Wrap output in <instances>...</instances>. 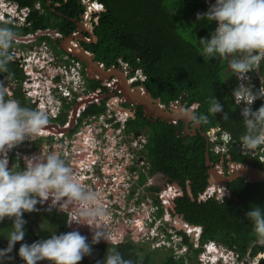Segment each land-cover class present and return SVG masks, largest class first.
<instances>
[{"label": "trees", "instance_id": "trees-1", "mask_svg": "<svg viewBox=\"0 0 264 264\" xmlns=\"http://www.w3.org/2000/svg\"><path fill=\"white\" fill-rule=\"evenodd\" d=\"M13 1L21 6H32L37 0ZM41 1L48 14L32 12L29 19L33 20V26L24 28V32L34 30L40 25H49V15L53 13L48 9L46 0ZM99 2L101 4L99 10L94 14L99 40L89 47L96 52V58L105 62L107 66L121 58L123 61H129L145 71L144 84L150 97L161 98L162 103L168 105L186 94V106L195 105L197 114L209 117L208 122L202 123L201 130L195 135L183 133V121L174 124L168 120L148 119L142 109L128 122L127 131L146 129L149 132L146 148L150 174L161 173L172 186L170 196L166 199L169 213L173 218L170 225L180 233H184L180 228L184 224L202 227L198 248H194L189 236L184 234V242L190 245V255L197 259L203 246L210 241L223 243L241 254L250 246H253V254L258 249H264V245L257 243L253 222L246 216V212L251 208L259 206L264 210V180L253 182L247 181L245 177H239L227 184L226 194L222 199L211 183L209 174L211 165L207 154L209 153L210 161L214 163L216 170L221 169V166H217L221 161V155L216 154L212 148L215 141H212L210 136H204L201 131L209 132L213 128H218L220 134L228 133L232 142L239 140L245 131L241 115L242 106L235 105L232 96L239 81L229 68L231 57L225 59L213 57L205 61L199 54L202 50L199 39H210L217 22L197 20V13L207 12L211 5L206 4L204 0H99ZM214 3L215 0L212 4ZM3 25L6 23H0V26ZM7 26L12 28L10 24ZM261 73L264 75V62ZM261 73H258L259 76ZM90 83L97 84L95 81ZM94 88L97 89L95 85ZM214 96L223 105L224 112L229 113V120H223V113H217L216 116L208 113L210 98ZM111 100L112 97H107L101 104H91L84 114L89 116L105 112ZM23 101L25 102L23 106H27L26 103H29L30 99L23 97ZM261 105H264V98L257 99L252 108L257 110ZM42 139L30 143L39 148L44 145L42 144L44 140L50 141ZM232 142L228 145L229 154L234 161L248 163L264 170V164L258 158L245 156L234 147L231 148ZM21 147L19 144L9 152V167L25 166L23 159L18 157L15 151ZM154 203L162 204L159 198ZM47 207L38 204L39 211L24 212L23 218L27 221L24 226L26 230L24 240L17 242L12 252L8 254L13 259L0 260V264H26L18 254L22 243L31 244L50 236L53 232L60 234L72 231L66 223L67 214L55 208L49 213L46 211ZM162 211L161 208L158 215H161ZM39 216L48 226L41 227ZM193 230L196 228L186 227V232ZM7 235L0 230V249L7 248ZM82 235L88 237L93 251L90 256H84L79 264L103 262L109 243L101 240L98 244H91L92 234ZM118 250L125 258H131L137 264H153L155 260L154 251H146L132 241L118 243ZM173 257V253H168L163 264H187L184 257L179 259ZM38 264L52 262L43 260Z\"/></svg>", "mask_w": 264, "mask_h": 264}, {"label": "clouds", "instance_id": "clouds-1", "mask_svg": "<svg viewBox=\"0 0 264 264\" xmlns=\"http://www.w3.org/2000/svg\"><path fill=\"white\" fill-rule=\"evenodd\" d=\"M204 1L211 6L207 12L197 13V20L216 21L217 25L210 39H199L202 45L199 54L205 61L213 57L220 59L231 57L229 68L239 81L232 96L235 105L242 106L241 115L245 129L237 141L241 143V149L246 154L255 151L262 154L264 105L257 110H253L252 106L257 99L264 98V75L261 73L264 62V0H215L214 4L213 0H210V3ZM1 9L2 6L0 12L4 13ZM16 39L17 33L11 27L0 26V72L8 71L7 65L13 60L9 49ZM257 87L259 88L256 89ZM51 99L54 102L55 95H51ZM185 112L197 124L208 122V115L196 114L188 109ZM208 113L212 116L223 113V120L230 119L229 113L224 112L223 105L215 96L210 98ZM54 115L43 108L23 106L19 100L12 98L5 81L0 80V221L5 217L13 221L12 230L6 236L8 246L0 249V260L13 259L8 254L12 252L17 242L24 240L26 234L24 226L27 223L23 218L24 212L39 211L37 205H43L50 200L46 211L51 213L55 208L59 212H65L66 223L69 226L73 223L89 226L93 233L91 244H98L101 240L109 243L105 260L97 261V264H137L133 259L123 256L118 250L117 239L107 230L105 226L107 209L101 203V193L88 188L74 174L72 165L61 154L41 151L39 154L25 156L23 168L16 165L9 167V152L25 140L36 141L40 138ZM206 133L209 137V132ZM223 134H227L225 136L228 138L223 137ZM216 136L218 138V135ZM221 137L231 139L226 132H223ZM260 162L263 163L261 160ZM224 195L225 189L222 188V199ZM70 205L73 207L69 212L67 210ZM158 211L154 210L152 213L155 215L152 219L156 226L154 231L158 230L164 236L155 235L158 240L164 238L166 241L176 242L179 249L184 247L185 252L189 251V245L184 242V234L195 233V238L199 242L201 226L196 225L194 227L196 230L186 232V227H190V224L182 225L181 229L184 230V233L180 234L182 240H175L177 235L175 232L178 231L170 233L167 224L160 226L161 221L168 219L159 220ZM246 216L253 222L257 242L264 245V210L259 206L251 208L246 212ZM150 229L151 226L148 228L146 226L148 232ZM191 241L196 248L195 241ZM210 242L211 247L215 246L219 250L218 242ZM92 251L88 237L78 230H73L60 234L53 232L50 236L31 244L22 243L18 254L26 264H38L43 260H48L52 264H79L84 256H90Z\"/></svg>", "mask_w": 264, "mask_h": 264}, {"label": "flooded vegetation", "instance_id": "flooded-vegetation-1", "mask_svg": "<svg viewBox=\"0 0 264 264\" xmlns=\"http://www.w3.org/2000/svg\"><path fill=\"white\" fill-rule=\"evenodd\" d=\"M3 1L6 2L1 3L3 7L1 10L4 13H0V15H3L0 16L2 17V19L0 18V23H6L3 26L10 24L17 33V39L9 49L13 60L7 65V72H0V80L5 81L9 91L12 93V98L19 100L22 105L23 103L25 104L23 101V97H25L30 99V102L26 103L28 104L27 107L40 108L39 105L42 103L47 105V111L52 112L51 109L55 108L58 110L55 114L56 117H52L49 122L52 136L42 135L47 136L44 139H50V141L44 140L42 142L44 145L41 146H45L47 142H54L57 145L55 139H59L60 142L64 141L66 143L64 147L69 154L68 158L71 159L68 162L72 165L74 171L79 170L82 174H85L87 182L91 180L104 188L109 186L116 188L115 191L119 201L126 204L124 209L133 208L138 210L137 213L144 212L145 208L152 206V202H155L157 198L160 199L162 190L171 186V184L166 182L165 185L163 183L158 185L156 178H152L154 174H150L146 148L149 132L146 129L140 131L127 130L130 118L136 116L140 109H142L144 116L148 119H154V117L152 114H146L143 105L126 101L121 91L111 86L114 80H118V77L112 76L107 80L88 78L87 62L63 48V42L67 40L65 45L69 48L73 46L93 53V60L97 61L100 66H104L105 69L116 67L120 71L124 70L125 77L131 86H145L146 73L142 68L135 67L129 61H123L122 58L107 66L105 62L98 60L96 52L89 48L99 40L96 34L97 25L94 20V14L101 5L99 0H46L48 9L53 13L49 15V25H40L34 30L27 32H24L23 29L26 27L32 28L33 20L29 19L32 12L48 14L43 2L37 0L32 6L26 7L13 0ZM65 4L66 7L64 8ZM72 4H74L73 7ZM26 8L28 10H24ZM73 13L75 14L72 15ZM93 34L96 36V40H94ZM27 56L33 58V60H30L31 66L26 64L27 61L24 58ZM72 59L77 60L81 64L86 89L78 92L74 90L70 97L65 98L63 97L64 89L59 86L61 78L59 75L53 77L54 69L52 68L53 66L69 65L72 63ZM137 70L142 72L138 74L139 76L134 77ZM91 81L97 83L94 84L97 89H93L94 85L90 83ZM28 86L30 88H27ZM27 91L30 92L28 93ZM89 92L96 94V100H84ZM57 93H60V95ZM52 94L56 95L54 102L51 99ZM81 96L84 97L83 100L79 99ZM107 97H112V100L109 102L108 109L105 112L89 116L84 114L88 106L93 103L101 104ZM83 103H86L84 108H82ZM183 122L184 133L186 123L185 121ZM194 123L193 120H190V129L195 127ZM55 127H57L56 130H54ZM211 131L218 135L216 142L212 146L213 150L217 144L220 146V148H217L219 152L214 150L216 154L221 155V161L217 163V166H221L222 169L219 171L223 172L224 176H228L230 174L229 162L234 161L229 154L230 146L228 145L232 140L222 138L218 128H213ZM78 132L81 135V143H70ZM39 139L42 138L37 140ZM30 142L33 143L34 141L25 140L21 143V146H31L29 145L32 144ZM139 145H142V148L139 149ZM33 147L34 150L42 148H37L35 145ZM224 147H227L228 150L222 152ZM232 147L245 156L258 158V156H253L251 153H243L237 140L232 142ZM142 153L143 155H141ZM139 155L140 157H138ZM211 163L213 166L214 163ZM155 174L162 175L161 173ZM222 188L226 189V187ZM216 190L220 197V190L217 188ZM171 191L172 186L170 193ZM121 192H124L126 196H123ZM161 208L163 211L158 217L159 220L165 218V213H169L166 202ZM146 210L149 209L147 208ZM166 210L168 211L166 212ZM170 218H172L171 215ZM173 229L176 230L175 228ZM175 233L179 236L183 234L180 232ZM211 253L217 262L221 261L216 248H213ZM244 255L250 256L247 264H252L251 257L258 255V264H264V249H258L253 254V246H250ZM180 257H184L187 264L194 261L189 251L173 258L179 259Z\"/></svg>", "mask_w": 264, "mask_h": 264}, {"label": "built area", "instance_id": "built-area-1", "mask_svg": "<svg viewBox=\"0 0 264 264\" xmlns=\"http://www.w3.org/2000/svg\"><path fill=\"white\" fill-rule=\"evenodd\" d=\"M206 1L210 3V0H206ZM25 10H28V8H26ZM0 16H3V15H0ZM24 59L27 61L26 64L28 66H31L30 60L31 59L33 60V58L31 56H27ZM52 69H54L53 77L59 75L61 78L59 86L64 89L63 97L65 98L70 97L72 93L74 92V90L78 92V91H82L86 89L84 78L82 76V67H81L80 62H78L77 60L72 59L71 64L65 65V66H57V67L53 66ZM27 92L29 93L30 91H27ZM58 95H60V93H58ZM85 97L86 98L81 96L79 97V99L83 100L84 98V100H87V101H94L97 98L96 94L91 93V92H89ZM55 100H56V95H55ZM86 103H83L82 108H84ZM39 106L40 108H43L45 110L48 109L47 105L45 104L41 103ZM48 127H50V124L48 125ZM51 132L52 131L46 133L45 135L52 136ZM225 135L227 134H223V137ZM55 140L57 141V146L64 147V145L66 144L65 142L64 143L60 142L59 139H55ZM239 144L241 145V143ZM140 148H142V145H139V149ZM217 148H220L218 144L215 146L214 150L216 152H219ZM64 149L66 148L64 147ZM227 150L228 148L224 147L222 149V152L227 151ZM15 151L18 157H21L18 153L22 150L15 149ZM251 154L253 156H258V158L264 163V153L259 154L257 151H255ZM141 155H143V153ZM62 157H64L67 161L71 160L68 158L69 157L68 153H66L65 155L63 154ZM138 157H140V155ZM22 161L25 165L24 159ZM80 167H83V166H80ZM74 174H76L88 188L92 189L93 191H98L101 193V196H102L101 203L107 209V216L105 217V226L107 230L110 231L111 234L117 239L118 243H127L129 241L134 242L136 238L140 237L139 239L140 243H144L145 241L149 242L150 248H151V245H153L154 250L158 248H168L174 254V256H177L179 254L177 253L179 249L177 244L166 241L164 238H162L161 240H158L155 236H153L154 228H156V226L152 223V219L153 217H155V215L152 214V218L150 216H148L147 218H144L143 214L140 215V213H137L138 210H134L133 208H128V210L124 209L125 208L124 206L126 204L121 203L119 201V198L115 191L116 188H113V186L104 188L103 186H99L95 181H91V180L87 182L86 175L82 174V172L79 170L74 171ZM170 190H171V186H168L166 189H163L162 192L160 193V200L162 201V204H157V203L152 202V206L149 207L148 209L149 210H159L162 206H164L166 202V198L169 196ZM121 194L123 196H126L124 192H121ZM220 196H222V194H220ZM50 202L51 201L49 200L45 202L44 205L48 206ZM72 207L73 206L70 205L67 211L70 212L72 210ZM61 213H65V212H61ZM158 221L159 220H157V222ZM146 226L147 228L151 226V229L149 232L147 230L144 231V229H146ZM68 227L72 231L78 230L82 234H92L93 235L91 229L87 225H77L73 223L70 226L68 225ZM115 229H117L118 231L115 232ZM155 232H156V235L159 234L160 237H164L162 232L159 233L158 230ZM175 236L178 237V240H182L181 236H177V235ZM195 244H196L195 247L198 248L199 242L197 241V243L195 242ZM211 244L212 243L209 242L205 244L204 247L202 248L201 252L197 256L199 263L201 264H217V263L218 264H247V262H249L250 260V256L248 255L241 257L238 254L234 253L233 251L226 252V253H222L219 251L218 257L220 258L221 261L217 262L216 258L213 257V255L211 254L212 248L213 247L215 248V246L211 247ZM216 249L218 250V248ZM258 257L259 255L251 257V259H253L252 264H258L259 262Z\"/></svg>", "mask_w": 264, "mask_h": 264}, {"label": "water", "instance_id": "water-1", "mask_svg": "<svg viewBox=\"0 0 264 264\" xmlns=\"http://www.w3.org/2000/svg\"><path fill=\"white\" fill-rule=\"evenodd\" d=\"M94 40L96 36L93 34ZM67 40L63 42V48L74 56L81 58L87 62V76L90 79H102L107 80L112 76L118 77V80H114L111 84L113 88L120 90L124 99L126 101H132L134 103L143 105L147 115L154 117L152 120L162 119L168 120L171 123L178 124L179 121H185L186 127L184 130L185 135H194L198 130H201V124L194 123V128H189V122L192 120L189 115L186 114L185 110L188 109L193 113H196L195 105L186 106V94L181 96L179 99L170 102L168 105L162 104L161 98H153L148 95V90L146 86L133 87L127 81L125 77V71L119 70L116 67L110 69H105L104 66H100L97 61H94V54L86 51L80 50L76 47L66 46ZM197 114V113H196ZM204 136H207L206 132L202 131ZM227 137V136H225ZM207 159L211 165L209 174L211 177V183L221 192L222 187H226L227 184L239 177H245L247 181H263L264 180V170L252 166L248 163H237L235 161L229 162L230 174L224 176L223 172L216 170L210 161V155L207 154ZM182 226V225H181ZM191 227L196 225L190 224Z\"/></svg>", "mask_w": 264, "mask_h": 264}, {"label": "rangeland", "instance_id": "rangeland-1", "mask_svg": "<svg viewBox=\"0 0 264 264\" xmlns=\"http://www.w3.org/2000/svg\"><path fill=\"white\" fill-rule=\"evenodd\" d=\"M2 1L3 0H0V4L2 3ZM0 18L2 19V17H0ZM140 73L141 72L139 70H137L136 71V75L134 77L139 76L138 74H140ZM27 88H30V86H28ZM51 111H52V113L56 114L58 110H57V108H55V109H51ZM53 117H56V116L54 115ZM55 128L57 129V127H55ZM46 133H48V132L42 133V135H45ZM42 135H41L40 138L47 137V136H42ZM208 135L211 136V138H212L211 140H214L216 142V138H217L216 135L217 134H215L214 132L210 131ZM62 142H64V141H62ZM70 143H72V144L81 143V135H79V132L74 135V137L71 139ZM29 145H31V146H28V145L27 146H23L22 149H21L22 151H20L18 153L23 159H24L25 156H31L33 154H39L41 151H44V152H57V153L61 154V156L63 154L65 155L66 153H68V151L66 149H64L61 146H57L54 142H47V143H45V146H43L42 148L37 149V150H34V147H33L32 144H29ZM152 178H156V182L158 183V185H161L162 183H163V185H165L166 182H167L166 178L163 175H160V174H154V175H152ZM149 207H147V208H149ZM147 208H145L144 212L140 213V215L143 214L144 218H147L148 216H150L152 218V213L154 212V210H146ZM169 217H170L169 213H165V218L168 219V220L167 221H161L160 222V226L167 224L168 228H169V232L170 233H174L175 230L172 227H170L171 226L170 224H172V222H173V218L169 219ZM39 222H40L41 226H43V225L44 226H48V224L40 216H39ZM12 223H13V221L9 220V218H7V217H5L3 221H0V230L3 232L4 235H7L12 230L11 229ZM181 227L182 226H180V228ZM117 231L118 230L115 229V232H117ZM144 231H146V229H144ZM155 235H156V232L154 231L153 232V236H155ZM188 236L189 237L191 236V240H193V241H195L197 243V240L195 238V234L194 235L191 234V235H188ZM139 239H140V237L136 238L134 240L135 244H137L138 246H141V248H143L146 251H154L153 252V254H154L153 256H154L155 260H154L153 264H163V261H164L165 257L167 256L168 253H170V249H168V248H158V250H154L153 249V245H151V248H149V245H150L149 242L145 241L144 243H140ZM175 240H178V237H175ZM174 244H177V243L174 242ZM195 246H196V244H195ZM218 246H219V250L218 251H220L222 253L232 252L233 251L234 253L238 254L241 257L245 256L244 255L245 253L241 254L240 252L231 249L229 246H227V245H225L223 243H218ZM183 249H184V247H183ZM177 253H179V254L178 255L176 254L177 255L176 257L180 256L181 254H185V251H183L180 248V249H178ZM193 259H194V261L192 260L193 264H201V263H199L198 258L197 259L193 258ZM252 261H253V259L251 260V262Z\"/></svg>", "mask_w": 264, "mask_h": 264}, {"label": "bare ground", "instance_id": "bare-ground-1", "mask_svg": "<svg viewBox=\"0 0 264 264\" xmlns=\"http://www.w3.org/2000/svg\"><path fill=\"white\" fill-rule=\"evenodd\" d=\"M15 2H16V1H15ZM0 5H1V4H0ZM3 6H4V5H3ZM26 7H27V6H26ZM24 10H25V9H24ZM23 12H24V11H23ZM23 12H22V13H23ZM28 12H29V11H28ZM28 12H27V13H28ZM11 13H12V12H11ZM25 14H26V13H25ZM15 16H16V15H15ZM11 18H12V17H11ZM16 18H17V17H16ZM3 19H4V18H3ZM11 21H12V20H11ZM22 21H23V20H22ZM16 24H17V23H16ZM14 25H15V23H14ZM19 26H20V25H19ZM22 26H23V25H22ZM141 72H142V71H141ZM144 76H145V75H144ZM252 107H253V106H252ZM55 129H56V128H55ZM55 129H54V130H55ZM54 130H53V131H54ZM50 131H52V129H51L50 127L47 126V127L44 129L43 133H45V132H50Z\"/></svg>", "mask_w": 264, "mask_h": 264}]
</instances>
